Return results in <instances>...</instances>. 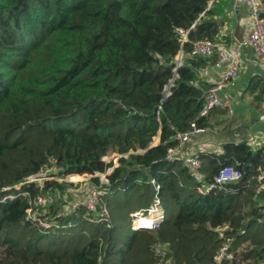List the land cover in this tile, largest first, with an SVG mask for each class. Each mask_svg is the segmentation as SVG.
<instances>
[{
  "label": "trees",
  "instance_id": "16d2710c",
  "mask_svg": "<svg viewBox=\"0 0 264 264\" xmlns=\"http://www.w3.org/2000/svg\"><path fill=\"white\" fill-rule=\"evenodd\" d=\"M210 1L0 0V264H99V257L100 264H155V242L167 247L174 264H216L226 240L232 258L221 264H264V191L256 192L264 146L226 145L221 163L199 155L201 179L182 160L166 159L176 133L192 122L207 126L199 113L211 85L199 70L216 56L192 55L191 46L204 38L227 45L221 31L233 9L231 0ZM248 87L257 92L255 101H264V78ZM156 137V145L120 157L107 175L103 202L110 228L88 223L83 210L58 215L54 201L44 217L71 227L42 233L25 220L37 196L73 186L49 182L40 191L19 185L50 158L62 175H91L96 186L94 176L113 166L104 156L136 153ZM224 164L240 169L243 178L198 192ZM151 181L159 186L163 222L156 230L129 229L121 238L130 214L152 202ZM8 195L12 199H3ZM50 239L61 241L38 247Z\"/></svg>",
  "mask_w": 264,
  "mask_h": 264
},
{
  "label": "built area",
  "instance_id": "2783aa9c",
  "mask_svg": "<svg viewBox=\"0 0 264 264\" xmlns=\"http://www.w3.org/2000/svg\"><path fill=\"white\" fill-rule=\"evenodd\" d=\"M211 2H213V0H211L210 3ZM234 2L238 5H244L248 14L249 26L241 42L234 46H228L221 40L213 41L208 38L192 42V55L202 58L216 56V61L212 65H205L199 72L206 73L210 70L219 71V80L212 84L204 95L205 101L199 113L200 117H207L214 108H220L229 115L233 114L232 102L227 95L221 94V92L238 76L239 56L244 45H248L252 48L255 57L264 66V0H234ZM178 32L181 35V40L183 42L187 41V32L181 29H178ZM203 132V128L198 127L196 123L192 122L189 130L176 133V144L167 150L166 155V159L169 162L175 159L182 160L189 168L190 172L199 179H201V176L197 174V171L201 168V162L198 156H182L181 152L183 146L190 142L194 135ZM112 170L113 168L110 172ZM61 173L62 167L59 166L53 158H50L36 174L26 177L19 185L34 184L35 188L41 191L45 188L46 183L49 182L67 184L71 182L68 178L69 175H62ZM108 173L105 172L103 178L106 177ZM87 177L92 178L93 176L88 175ZM242 178L243 172L240 169L231 164H224L218 169L213 181L208 185L198 187L197 191L206 194L222 185L236 183ZM99 181V185H94L95 187L93 186L92 188L85 189L78 199H73L67 211L68 214H77L80 210H83L84 218L88 223L95 225L104 224L107 228H110L112 226V220L109 210L103 202L102 195L105 190L104 186L108 184L107 177L103 180L99 179ZM256 181V192L260 193L264 191V170H257ZM151 184L154 185L152 202L147 208L131 214L129 227L132 231L156 230L164 220L165 214L159 197V186L155 184L154 181H151ZM57 192L60 193L58 190L49 189L47 194H50L51 198L47 196V194L46 196H37V198L30 203V208L26 211L25 220L36 223L42 233L53 228L64 227L53 220L47 221L44 217L46 206L58 199L54 197ZM3 199H12V195L5 196ZM48 200L49 202L47 203ZM142 220L150 224L141 223L140 221ZM229 250L230 240H226L218 249L215 257L216 264H221L223 260L232 258V253L229 252ZM150 252L155 264H174L168 257L167 247L164 244L159 242L153 243L150 246ZM98 262L100 264V257L98 258Z\"/></svg>",
  "mask_w": 264,
  "mask_h": 264
},
{
  "label": "crops",
  "instance_id": "0c3cea01",
  "mask_svg": "<svg viewBox=\"0 0 264 264\" xmlns=\"http://www.w3.org/2000/svg\"><path fill=\"white\" fill-rule=\"evenodd\" d=\"M231 1L233 9L229 12L221 31V35L229 41L228 46L241 42L249 26L246 7L236 4L234 0ZM239 59L237 78L221 92L232 102L233 114L229 115L220 108L212 109L207 116L204 132L194 135L191 141L183 146L182 156L196 155L199 158V155L203 154L221 163L224 160L223 153L226 145L245 144L250 150L264 146V101H255L253 95L257 92L250 93L248 87L254 78H264V66L248 45L243 46ZM200 75L201 80L211 86L219 80L218 70L200 72ZM261 202L264 205V195Z\"/></svg>",
  "mask_w": 264,
  "mask_h": 264
},
{
  "label": "rangeland",
  "instance_id": "374dc122",
  "mask_svg": "<svg viewBox=\"0 0 264 264\" xmlns=\"http://www.w3.org/2000/svg\"><path fill=\"white\" fill-rule=\"evenodd\" d=\"M244 6V5H243ZM245 7V6H244ZM158 142V139L157 137L153 139V143L156 144ZM109 155H112L113 158L111 160H109ZM118 154L116 153H110L106 156L103 157V160L106 162V163H111L113 164V166L111 168H109L106 173L110 172V170L114 167H117L118 165ZM109 174V173H108ZM99 175V179H106V177L103 178V174H98ZM80 176L81 178H74V179H69L71 182H68V184L70 185H73L72 187H70L68 185V187L66 186L64 189H65V192H57L55 193V198H58L57 200L54 201V205L53 206H56V208H54L56 210V212L58 213V215L61 213H63L65 216L66 215H70L68 214V209H69V206H70V203L72 202L73 199H78L83 191L85 189H89V188H92L94 185H91L89 183V179L87 176L88 175H78ZM74 177V176H73ZM95 187V186H94ZM50 192V191H49ZM66 193V194H65ZM65 194V196H64ZM103 195V194H102ZM47 196H49L51 198V195L50 194H47ZM117 198H120V197H117ZM49 202V200L47 201V203ZM49 205H51V203H49ZM62 206H64V209L62 211ZM121 214H123V210L121 211ZM165 216V215H164ZM131 219V216H129V218L126 220V224L129 223ZM72 225H65V227H59V228H53V229H50L52 232H54L55 230H64V229H67L68 227H71ZM73 228V227H72ZM71 229V228H69ZM129 228H121V232L119 233L120 234V237L121 238H126L129 234ZM49 230V231H50ZM44 233H47V232H44ZM61 240H56V239H50V240H47V241H43L39 244V248L40 249H45L47 248L48 246L50 245H57ZM48 249V248H47Z\"/></svg>",
  "mask_w": 264,
  "mask_h": 264
},
{
  "label": "water",
  "instance_id": "95a60500",
  "mask_svg": "<svg viewBox=\"0 0 264 264\" xmlns=\"http://www.w3.org/2000/svg\"><path fill=\"white\" fill-rule=\"evenodd\" d=\"M211 3L209 5H211ZM181 57H182V51H180L179 54H178V56L176 57L177 67L181 65ZM176 77H177V71L175 70L174 71L173 78L170 80L169 84L167 86H165V88H164L163 100L169 96V94H170V88L173 86V82H174V80H175ZM154 145H156V144H154L153 141H152L151 143L148 144V146L144 150H139L136 153L128 152L127 154H125L123 156H119L118 159L120 157H127L129 155L142 154V153L146 152L148 149H150L151 147H153ZM94 177H99V175L96 174Z\"/></svg>",
  "mask_w": 264,
  "mask_h": 264
},
{
  "label": "bare ground",
  "instance_id": "6f19581e",
  "mask_svg": "<svg viewBox=\"0 0 264 264\" xmlns=\"http://www.w3.org/2000/svg\"><path fill=\"white\" fill-rule=\"evenodd\" d=\"M74 178H75V177H69V179H74ZM140 222H141V223H145V224H150L149 222H147V221L144 222L143 220L140 221Z\"/></svg>",
  "mask_w": 264,
  "mask_h": 264
}]
</instances>
